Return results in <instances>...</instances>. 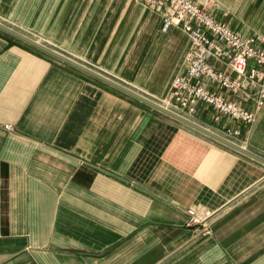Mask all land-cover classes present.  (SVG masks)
Listing matches in <instances>:
<instances>
[{"label": "crops", "instance_id": "1", "mask_svg": "<svg viewBox=\"0 0 264 264\" xmlns=\"http://www.w3.org/2000/svg\"><path fill=\"white\" fill-rule=\"evenodd\" d=\"M216 4L264 37V0ZM164 9L0 0L5 25L160 104L191 45ZM217 116L192 121L237 127ZM234 142L264 158V107ZM0 264H264V165L0 30Z\"/></svg>", "mask_w": 264, "mask_h": 264}, {"label": "built area", "instance_id": "2", "mask_svg": "<svg viewBox=\"0 0 264 264\" xmlns=\"http://www.w3.org/2000/svg\"><path fill=\"white\" fill-rule=\"evenodd\" d=\"M152 9H164V28L180 27L191 41L184 60L185 73L177 75L161 103L173 112L192 120L212 109L217 121L227 117L237 127H226L223 137L234 142L242 127L253 126L264 107V37L244 35L210 14L216 0H141ZM254 88L252 106L247 89ZM231 96H241L232 100ZM188 211V227L198 235L210 236L208 216Z\"/></svg>", "mask_w": 264, "mask_h": 264}, {"label": "water", "instance_id": "3", "mask_svg": "<svg viewBox=\"0 0 264 264\" xmlns=\"http://www.w3.org/2000/svg\"><path fill=\"white\" fill-rule=\"evenodd\" d=\"M0 30H2L4 32L8 33L9 35L33 46L34 48H36V49H38V50H40L46 54H49L50 56L66 63L68 65H70V66H72V67H74V68H76V69H78V70H80V71H82V72H84V73H86V74H88V75L112 86V87H114L115 89L139 100L140 102L154 108L155 110H157V111H159V112H161V113H163V114L187 125L188 127L192 128V129H194V130H196V131H198V132H200V133H202V134H204V135H206V136H208L214 140H216L217 142L229 147L230 149H232V150H234V151H236L242 155H245V156H247V157H249V158H251V159H253V160L264 165V158L253 153V152H251V151H249L247 148H245V147H243V146H241V145H239V144H237V143H235V142H233V141H231V140H229V139H227V138H225V137H223V136H221V135H219V134H217V133H215V132H213V131H211V130L203 127V126H201V125H199L198 123H196V122H194V121H192L186 117H183V116L173 112L172 110L166 108L162 104H160V103H158L152 99H149V98L145 97L144 95H142V94H140V93H138V92H136V91H134V90L110 79L109 77H107V76H105V75H103L97 71H95L94 69H91V68L83 65L82 63H80V62H78V61H76V60H74V59H72V58L52 49V48H50V47H48L47 45H44V44H42V43H40V42L30 38V37L18 32V31L14 30L13 28L3 24L2 22H0Z\"/></svg>", "mask_w": 264, "mask_h": 264}, {"label": "rangeland", "instance_id": "4", "mask_svg": "<svg viewBox=\"0 0 264 264\" xmlns=\"http://www.w3.org/2000/svg\"><path fill=\"white\" fill-rule=\"evenodd\" d=\"M0 22H6V23H8V22H7V20H6V19H4V18H3V17H1V16H0ZM3 24H4V23H3ZM16 28H17V27H16ZM37 40H39V41H40L41 39H37Z\"/></svg>", "mask_w": 264, "mask_h": 264}]
</instances>
